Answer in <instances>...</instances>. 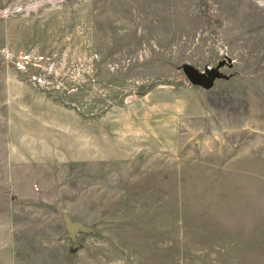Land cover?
<instances>
[{"label": "rangeland", "instance_id": "rangeland-1", "mask_svg": "<svg viewBox=\"0 0 264 264\" xmlns=\"http://www.w3.org/2000/svg\"><path fill=\"white\" fill-rule=\"evenodd\" d=\"M0 264H264V0H0Z\"/></svg>", "mask_w": 264, "mask_h": 264}, {"label": "water", "instance_id": "water-1", "mask_svg": "<svg viewBox=\"0 0 264 264\" xmlns=\"http://www.w3.org/2000/svg\"><path fill=\"white\" fill-rule=\"evenodd\" d=\"M224 64L225 61L220 60L216 65L210 66L204 71H200L190 64H184L183 72L191 83L202 86L204 88H210L217 78H221L224 76V74L220 70L221 66H223ZM62 219L64 221L65 228L67 229L68 234L71 237H74L79 230L88 231L90 229L89 226L84 225L79 220L71 219V217L67 213H63Z\"/></svg>", "mask_w": 264, "mask_h": 264}]
</instances>
